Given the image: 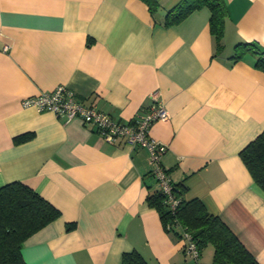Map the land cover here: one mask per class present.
Here are the masks:
<instances>
[{
	"label": "crops",
	"instance_id": "1",
	"mask_svg": "<svg viewBox=\"0 0 264 264\" xmlns=\"http://www.w3.org/2000/svg\"><path fill=\"white\" fill-rule=\"evenodd\" d=\"M155 1L152 14L142 0H0V186L21 181L60 211L23 242L26 264H121L132 249L149 264H212L211 244L186 255L148 205L145 147L22 107L58 84L122 121L161 102L169 116L148 136L166 145L172 183L264 264V191L239 155L264 131V69L250 51L234 58L239 43L264 50V0H225L220 50L208 8L164 26L180 0Z\"/></svg>",
	"mask_w": 264,
	"mask_h": 264
},
{
	"label": "trees",
	"instance_id": "2",
	"mask_svg": "<svg viewBox=\"0 0 264 264\" xmlns=\"http://www.w3.org/2000/svg\"><path fill=\"white\" fill-rule=\"evenodd\" d=\"M142 1L152 14L158 7L155 0ZM204 7L210 11L209 29L214 35L216 49L220 50L226 17L225 0H180L166 11L162 24H178L193 11ZM236 48L234 58H238L244 51H250L256 56L255 66L264 69V50L249 43H239ZM239 155L256 185L264 191V131L245 145ZM149 175L153 178L150 172ZM184 189L182 185L173 183V191L181 199L174 212L164 202L165 196L157 185L149 189L146 195L148 205L158 211L165 228L169 224V230L177 229L181 235V225L186 226L199 252L211 244L212 264H262L228 225L217 215L209 213L199 199L184 200ZM59 216L60 211L27 184L11 181L0 186V264H26L21 253L23 242ZM71 227L67 226L68 229ZM121 264L149 263L137 250L132 249L122 253Z\"/></svg>",
	"mask_w": 264,
	"mask_h": 264
},
{
	"label": "built area",
	"instance_id": "3",
	"mask_svg": "<svg viewBox=\"0 0 264 264\" xmlns=\"http://www.w3.org/2000/svg\"><path fill=\"white\" fill-rule=\"evenodd\" d=\"M7 48L5 45L4 50ZM21 105L24 108L33 107L37 111H51L65 121L78 118L85 125H93L100 137L109 143H114L121 138L127 145L145 147L148 151L149 172L161 193L164 194V202L172 212L176 210L181 199L174 193L173 183L161 163L167 147L148 136V128L154 121L166 120L169 116L161 102L154 101L146 109L141 110L132 121H122L95 106L77 100L70 87L58 84L49 90H41L24 97ZM166 229H170L169 224L166 225ZM180 238L183 241L184 253L197 259L200 252L186 226L181 225Z\"/></svg>",
	"mask_w": 264,
	"mask_h": 264
}]
</instances>
